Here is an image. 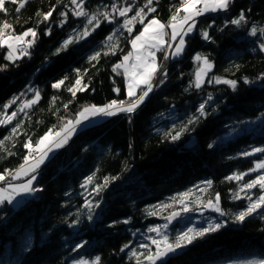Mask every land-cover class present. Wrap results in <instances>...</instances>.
<instances>
[{"label":"trees","instance_id":"16d2710c","mask_svg":"<svg viewBox=\"0 0 264 264\" xmlns=\"http://www.w3.org/2000/svg\"><path fill=\"white\" fill-rule=\"evenodd\" d=\"M19 2L22 0L5 4L7 12H0V22L7 20L13 34L35 28L37 38L28 54L15 63L5 59L6 46L0 47V112L9 116L17 112L10 123L0 124V173L14 171L24 163L29 149L23 145L29 138L34 148L49 129L59 131L85 106L127 100L126 78L113 72V66L130 52V41L143 25L137 18L131 34L120 25L140 8L147 13L145 23L155 17L167 25L180 6V0H153L156 12L148 13L147 0H83L89 16L77 17L73 14L76 5L70 0H30L17 13ZM113 4L132 11L121 17L112 11ZM52 8V17L40 23L42 16L36 14ZM242 10L247 23L230 24ZM62 12L68 14L66 20ZM103 12L110 13L112 23L104 20ZM93 14L101 21L95 31V21L86 25ZM197 18L181 57L164 60L165 52L159 51L153 91L134 113H119L78 131L37 170L34 185L40 191L16 208L8 203L1 207L0 264H74L80 260L93 264L97 256L99 264H137L133 250L140 254L142 264H148L144 256L149 250L154 253L156 246L147 237L157 238L156 233L148 232L149 227L160 226L169 242H174L188 228L198 231L218 223V230L198 236L180 254L156 264H264V206L243 222L235 219L264 195L258 185L241 191L245 183L264 175V169L249 171L264 161V153L243 155L264 148V51L259 47L264 33H250L253 26L264 27V0H234L227 11ZM61 21H65L62 26ZM85 26L91 34L79 39ZM49 28L51 33L45 34ZM202 31H207L210 39H203ZM113 33V39L107 40ZM68 39L74 42L62 49ZM109 45H117L115 54ZM96 53L98 58L90 59ZM197 53L213 64L199 88L195 73L202 61L194 60ZM165 71L166 79L162 76ZM217 77L237 81L235 90L216 83ZM78 78L87 89L73 97L68 88ZM59 80L64 84L53 88ZM114 87L121 89L119 94ZM36 91L39 101L24 107ZM13 98H17L15 103L4 109ZM201 104L203 116L198 112ZM177 133L179 138L173 140ZM240 173L247 175L241 180L226 179ZM93 174L92 183L81 187ZM105 177L109 182L97 193L94 188L103 185ZM185 192L189 195L183 197L182 204ZM217 193L221 211L211 210L212 222L183 225L187 215L209 213L207 202L215 204ZM236 193L240 199H233ZM86 200L93 204L91 213L84 207ZM96 202L99 207L94 206ZM184 204L191 210L184 212ZM173 212L179 213L175 224L167 219ZM165 224L167 228L162 227ZM81 244L83 247H78ZM124 245L129 247L121 251Z\"/></svg>","mask_w":264,"mask_h":264},{"label":"snow or ice","instance_id":"6c2138e0","mask_svg":"<svg viewBox=\"0 0 264 264\" xmlns=\"http://www.w3.org/2000/svg\"><path fill=\"white\" fill-rule=\"evenodd\" d=\"M18 0H0V12H7L5 7L6 3H17ZM30 2V0H22L19 2L18 7L15 9L17 13L20 12L22 8H24L25 4ZM71 4L76 5V9L73 14L77 17H88V12L84 9L83 0H70ZM234 3V0H180V6L175 8V11L171 14L168 24L162 23L159 19L153 17L148 20L147 23L144 22V18L147 15L145 13L144 8H140L136 15L131 19L125 18L123 24L120 27L126 29L129 34L133 32L134 22L139 18V23L143 25L142 30L139 31L134 38L131 39L130 43L133 51L123 56V59L120 63H117L113 66V72H116L119 75L126 76V96L127 100H117L113 99L108 103L97 106V105H89L84 107L79 113H77V118L72 121L68 120L63 124L60 131L55 132L53 134L52 130L49 129L40 139L37 141L35 148L32 147L31 139L29 138L28 142H26L23 147L29 149V154L24 157V163L21 164L16 170H8L5 169L3 173H0V182L7 181V187H0V205H3L5 202L11 204L14 200H16L17 196L23 194H31L35 191H40L41 189L33 188V182L36 180L37 170L40 165L44 163V161L48 158L49 152H52L53 149H59L67 144L71 135L75 132L76 126L83 124L85 121H88L90 117H112L119 113H127L131 114L136 111L137 108L140 107L141 104L144 103L145 99L149 96V93L153 91V79L157 71L159 70V65L156 60V52L163 51L165 55L163 57L164 60L169 58V51L173 57L180 56L185 48V39L184 37L191 33L196 27V17L202 16L208 12H217V11H227L229 9L230 4ZM153 0H147L148 13L156 12V8L152 7ZM199 6V7H198ZM55 8L50 9L47 12L40 13L38 12L37 16H42V20L40 23L49 20L52 17ZM112 11L118 12L119 16L127 17V13L132 11L131 7H125L123 9H118L115 4L112 5ZM183 12L184 15L181 18L180 13ZM61 16L67 18V13H60ZM103 16L104 20H107L109 23L113 22V19L110 18V13L103 12L100 14ZM95 21V25L92 28V31H95L96 28L100 27L101 21L98 19L96 14L91 15L90 18L86 20V25H93ZM65 21H61V26ZM232 25L240 26L242 23H247V19L244 11L242 10L238 17L231 19L228 21ZM166 28H170V41L165 40V36L169 35L168 32L165 31ZM12 29V25L7 21L0 22V47L7 48V55L5 57L6 60L12 61L15 63L16 59L21 58L23 55L28 54V49L35 44L37 38V31L35 28H29L23 31L20 34H13L8 30ZM258 31L260 33H264V27L257 28L256 26L251 27L250 33L253 36H256ZM51 29L49 28L45 34H50ZM89 28L87 26L84 27V31L78 34L79 39H83L90 35ZM115 33L109 35L107 40L111 41L114 37ZM202 38L205 40L210 39L209 33L207 31H202ZM31 36L32 39L26 40V37ZM177 37L179 40L177 41ZM73 39H68L63 42L62 49H66L70 43H73ZM167 45L165 48L164 46ZM173 45L175 47L173 48ZM112 50V54H115V48L117 45H109ZM260 50L264 51V43L259 45ZM62 49H58L60 51ZM99 56V53L92 56L90 59L95 60ZM134 58V62L129 64L128 61ZM195 61H202L201 67L195 73L196 80L195 86L199 88L203 81V78L207 75L208 71L213 68L212 62L201 54L197 53L194 57ZM2 67H6L2 66ZM123 69V72L119 70ZM162 76L166 79L167 72H163ZM67 79V77H65ZM164 80L162 79L160 83L162 84ZM216 83H224L230 85L233 90H235L237 81L235 80H227L221 78H215ZM245 83H248L247 79H245ZM64 84V80H59L58 82L52 85L53 88H60L61 85ZM143 85V87H142ZM87 89V85H82L81 79H76L75 83L72 87L68 88V91L71 92L72 96L75 97L78 91H85ZM139 90V95H137V91ZM113 91L117 94L120 93L121 89L118 87H114ZM211 98V97H209ZM17 98H13V100L4 104L2 107L7 109L11 106V104L15 103ZM40 99L39 91L35 92V97L26 102L24 107H31V105L37 103ZM55 102V98H53V103ZM67 108V104L64 105ZM24 108H20L19 111H23ZM198 112L201 116L205 115L204 112V104H201L198 108ZM17 116V112H12L11 115H7L4 112H0V124H7L12 121L13 118ZM193 119H198V117H194ZM131 120V116L129 115V121ZM193 120H190L189 123H192ZM17 131L16 127H13L12 132L15 133ZM11 137H6L5 139H10ZM173 140L179 138V133L175 136L171 137ZM3 145V141H0V146ZM211 148L212 145L210 144ZM253 152H261L264 153V148H255L252 152H244L243 155L248 156L252 155ZM12 155V153H8ZM258 169H264V161H261L256 164L255 168L250 169L249 171H257ZM32 174V175H30ZM30 178L21 184H14L8 180V177H11V180H18L21 176H29ZM95 174L88 176L81 187H85L88 184H91L93 181V177ZM244 175L247 173L234 174L232 176L226 177L228 180H241ZM108 178L105 177L103 185H96L94 190L99 193L100 190L104 186L108 184ZM207 185H211V181L206 182ZM259 186L261 189H264V175L258 176L256 179L245 183L241 191L244 189H252L253 187ZM189 193L185 192L181 194L182 199L181 203H184L183 197H187ZM233 199H240L239 193L234 194ZM249 201H251V197H248ZM220 196L217 193L215 196V204L212 200L207 202V206L213 207L215 211L220 212L221 209L217 206L219 204ZM19 202V201H17ZM95 207H99V202H96ZM264 206V195H260L259 198L251 202L248 207L239 212L235 219L239 222H243L247 216L252 215L257 209ZM89 209V213H91V209L93 204L91 201H87L84 205ZM189 209L187 204H184L183 211L188 212ZM151 215H155V212H151ZM223 214V213H222ZM179 213L173 212L171 216L167 219L172 220L175 219ZM89 220L92 219V215L89 214L87 217ZM79 221H75L74 223H78ZM124 223H128L127 220L123 221ZM163 228H167L168 225L165 224L162 226ZM221 227V224H215L211 228H204L200 230H194L192 228H188L186 231L178 234L175 237L174 242H169V236L162 231L160 226L149 227L148 232H154L160 239L155 237H147V239L151 240V243L156 246V251L153 253L151 250L144 256V259L148 261V264H156L157 260L167 256L169 253H175L178 249H181L191 243L198 237L205 235L208 231H215ZM78 247H83V244L78 245ZM129 245H124L121 251H124V248H128ZM142 248H149L148 244H141ZM131 255L137 258V264H142L139 259V255L136 251H132ZM100 257H96L93 264H99ZM74 264H87L86 261L80 260L75 261Z\"/></svg>","mask_w":264,"mask_h":264},{"label":"rangeland","instance_id":"374dc122","mask_svg":"<svg viewBox=\"0 0 264 264\" xmlns=\"http://www.w3.org/2000/svg\"><path fill=\"white\" fill-rule=\"evenodd\" d=\"M183 15H184V13L183 12H181L180 13V16H181V18L183 17ZM158 19V18H157ZM160 20V19H159ZM161 21V20H160ZM162 23H164L163 21H161ZM165 24V23H164ZM197 24H198V18L196 17V26H197ZM168 33H169V35H167V36H165V40L166 41H170V32H171V29H170V31L168 30L167 31ZM195 32V28H194V30L191 32V33H188V34H193ZM137 35V34H136ZM135 37V36H134ZM133 37V38H134ZM26 40H30V39H32L31 38V36H29V37H26L25 38ZM184 39H185V41H186V36L184 37ZM179 40V37H177V41ZM164 47H167V45H165ZM175 47V45H173V48ZM30 49V48H29ZM29 49H28V51H29ZM184 50H185V48H184ZM133 51V49H132V47H131V50H130V52H132ZM129 52V53H130ZM184 52V51H183ZM169 55L171 56V58H173V59H176V58H179V57H181L182 55H183V53L180 55V56H178V57H173L172 55H171V52L169 51ZM156 60H157V64L159 65V51H157L156 52ZM134 62V58L133 59H131V60H129L128 61V63L129 64H132ZM125 78H126V82H127V77L125 76ZM142 87H143V85H142ZM150 94V93H149ZM137 95H139V90L137 91ZM148 98V97H147ZM146 100V99H145ZM93 105H97V106H102V105H104V104H100V105H98V104H93ZM89 106V105H88ZM86 107V106H85ZM77 118V115L74 117V118H71V119H69V120H72V121H74L75 119ZM107 117H90L89 118V120L88 121H85L83 124H81L76 130H75V132L71 135V137L74 135V134H76L78 131H80V130H82V129H84L86 126H88V124H90V125H93V124H99V123H101L104 119H106ZM60 131V130H59ZM56 132H58V131H56ZM55 132H53V134H54ZM60 149V148H59ZM59 149H55L54 148V152L56 153ZM54 153V154H55ZM51 158V157H50ZM48 160L46 159L44 162H47ZM41 166H42V164L40 165V167L39 168H41ZM32 175V174H31ZM35 175L37 176V173H35ZM30 178V175L29 176H21L20 177V179H18V180H13V181H11V183H14V184H21V183H25L28 179ZM0 187H7V181L3 184V185H0ZM33 188H36L35 187V185H34V182H33ZM36 192V191H35ZM35 192H33V193H31V194H21L20 196H17L16 197V200H14L13 201V203H11L10 205L11 206H13V207H18L20 204H22V202H24L27 198H30L32 195H34L35 194ZM17 201H19V202H17ZM6 203L7 202H5L3 205H0V209H1V207H3V206H5L6 205ZM9 204V203H8ZM211 210H213V211H215L214 210V208L213 207H209V209L207 210V211H210L209 213H206V212H200V214L199 215H187L183 220H182V222H183V225L184 226H186V225H188V224H190V223H192V224H197V225H203V224H205V223H210V222H212L213 220H214V217L211 215V214H214V212L213 211H211ZM0 212H1V210H0ZM211 213V214H210ZM1 215V214H0ZM164 233H166V232H164ZM157 239H160V237L159 236H157ZM237 264H255V263H252V262H245V261H241V262H238Z\"/></svg>","mask_w":264,"mask_h":264},{"label":"water","instance_id":"95a60500","mask_svg":"<svg viewBox=\"0 0 264 264\" xmlns=\"http://www.w3.org/2000/svg\"><path fill=\"white\" fill-rule=\"evenodd\" d=\"M178 218H179V215L175 219H172V220H169V221H170L171 224H175L177 222ZM181 252H182V248L181 249H178L175 253H169L167 256H165V257L157 260V262L158 263H164L167 260H169L170 258L177 256Z\"/></svg>","mask_w":264,"mask_h":264},{"label":"crops","instance_id":"0c3cea01","mask_svg":"<svg viewBox=\"0 0 264 264\" xmlns=\"http://www.w3.org/2000/svg\"><path fill=\"white\" fill-rule=\"evenodd\" d=\"M169 31H170V28H169ZM170 56V55H169ZM80 125H77L76 126V129L79 127ZM54 149H53V151L52 152H49V154H48V158H47V160H49L50 159V157H52L53 155H54ZM45 163V162H44ZM31 175V174H30ZM9 180H11V179H9ZM11 181H13V180H11Z\"/></svg>","mask_w":264,"mask_h":264},{"label":"built area","instance_id":"2783aa9c","mask_svg":"<svg viewBox=\"0 0 264 264\" xmlns=\"http://www.w3.org/2000/svg\"><path fill=\"white\" fill-rule=\"evenodd\" d=\"M198 7H199V6H198ZM205 14H206V13H205ZM205 14H204V15H205ZM202 16H203V15H202ZM34 148H35V147H34Z\"/></svg>","mask_w":264,"mask_h":264}]
</instances>
